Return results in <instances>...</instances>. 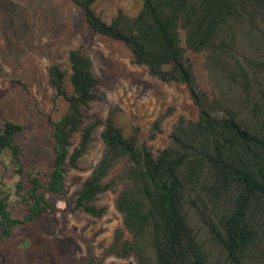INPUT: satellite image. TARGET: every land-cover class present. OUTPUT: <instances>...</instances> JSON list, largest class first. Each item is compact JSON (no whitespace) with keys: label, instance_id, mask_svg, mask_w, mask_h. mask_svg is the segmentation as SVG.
<instances>
[{"label":"trees","instance_id":"16d2710c","mask_svg":"<svg viewBox=\"0 0 264 264\" xmlns=\"http://www.w3.org/2000/svg\"><path fill=\"white\" fill-rule=\"evenodd\" d=\"M97 35L122 43L131 63L163 83L185 85L198 110L195 120L179 116L169 144L153 153L135 125L124 136L115 111L102 119L88 113L103 100L101 79L81 48L68 51L70 73L48 67L53 99L65 112L50 120L51 169L43 183L24 172L18 136L24 125L0 121V243L14 230L47 216L81 212L101 218L104 193L115 195L122 226L115 229L106 256L136 264H264V0H141L135 16L118 9L107 23L95 14L97 0H70ZM188 53L203 56L207 88L200 86ZM67 79L71 93L67 94ZM170 107L151 125L160 134ZM102 127L104 151L66 208L48 196H62L66 175ZM79 135L75 145L74 137ZM6 156L8 165L2 162ZM23 203L21 218L11 211ZM86 264H104L89 250Z\"/></svg>","mask_w":264,"mask_h":264},{"label":"rangeland","instance_id":"374dc122","mask_svg":"<svg viewBox=\"0 0 264 264\" xmlns=\"http://www.w3.org/2000/svg\"><path fill=\"white\" fill-rule=\"evenodd\" d=\"M141 6V0H97L92 9L108 23L118 9L135 16ZM75 48L90 56L93 73L101 79L98 92L103 100L92 103L88 113L105 119L115 111V122L123 135L128 136L135 125L140 140L154 154L169 144L168 135L179 116L197 118L198 110L185 85L160 82L149 76L145 67L132 64L130 51L120 42L95 34L70 0H0V121L8 119L25 127L18 136L24 165L21 181L25 186L29 171L46 182L53 158L50 120L58 119L67 106L62 98L53 99L48 67L57 64L69 74L68 51ZM188 56L194 62L200 86L206 89L203 56ZM64 87L70 94L67 79ZM170 107L174 111L163 120L162 132L149 140L152 123ZM101 130H95V140L79 160V170L68 171L63 195L48 196L59 209L67 207L99 161L104 151ZM73 141L76 145L79 135ZM2 162L8 165L6 156ZM2 175L7 173L0 164V181ZM16 179L10 175L6 178ZM114 198L111 193L100 196L98 205L107 207L101 218L76 212L68 213L63 220L56 214L17 228L10 239L0 243V264H86L89 250L104 264H136L132 257L105 255L115 229L122 226ZM11 211L21 218L26 206L14 202Z\"/></svg>","mask_w":264,"mask_h":264}]
</instances>
